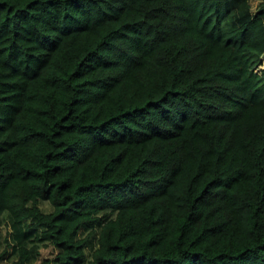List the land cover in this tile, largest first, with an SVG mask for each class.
I'll use <instances>...</instances> for the list:
<instances>
[{
  "label": "trees",
  "instance_id": "1",
  "mask_svg": "<svg viewBox=\"0 0 264 264\" xmlns=\"http://www.w3.org/2000/svg\"><path fill=\"white\" fill-rule=\"evenodd\" d=\"M5 212L11 264H264V0H0Z\"/></svg>",
  "mask_w": 264,
  "mask_h": 264
},
{
  "label": "rangeland",
  "instance_id": "2",
  "mask_svg": "<svg viewBox=\"0 0 264 264\" xmlns=\"http://www.w3.org/2000/svg\"><path fill=\"white\" fill-rule=\"evenodd\" d=\"M256 3V0H252V4L254 5ZM42 206L48 210L50 208V205L48 202H43ZM30 232L33 235L39 234L40 230H33L29 227V225L25 222L21 223H14L11 217L7 212L0 215V251L3 249L5 245V237H8V240H11V246L9 247L10 253H8L6 256L1 258L2 264H11L12 260L17 256L15 252V247L20 240L19 237L28 235L27 237H30ZM90 245L87 246V250L93 248L92 241L93 237H91ZM40 246H41V256L37 258L36 260L33 259L28 264H37L40 262V259L42 257H47L53 255L57 250L56 247H54L48 240H39Z\"/></svg>",
  "mask_w": 264,
  "mask_h": 264
}]
</instances>
